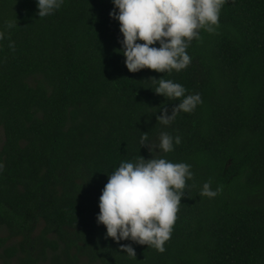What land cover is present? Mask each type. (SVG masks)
Listing matches in <instances>:
<instances>
[{
	"label": "trees",
	"instance_id": "obj_1",
	"mask_svg": "<svg viewBox=\"0 0 264 264\" xmlns=\"http://www.w3.org/2000/svg\"><path fill=\"white\" fill-rule=\"evenodd\" d=\"M111 9L64 0L38 17L36 0H0V264H264V0H227L178 72H130ZM159 78L202 103L161 124L183 97L157 94ZM162 131L181 143L140 145ZM142 156L193 173L162 253L116 242L96 220L108 174Z\"/></svg>",
	"mask_w": 264,
	"mask_h": 264
},
{
	"label": "clouds",
	"instance_id": "obj_2",
	"mask_svg": "<svg viewBox=\"0 0 264 264\" xmlns=\"http://www.w3.org/2000/svg\"><path fill=\"white\" fill-rule=\"evenodd\" d=\"M113 9L109 16L119 22L122 39L119 40L124 64L130 72L144 68L157 72H177L187 67L190 56L186 49L193 38L199 39L198 29L214 32L219 25V14L227 0H111ZM64 0H36L38 17H45L59 9ZM15 26L14 21L6 23L7 28ZM5 33L0 31V40ZM158 45V46H157ZM14 49V44L9 43ZM154 91L164 97L181 98L169 114L161 108L156 119L163 125L170 124L176 115L192 112L202 103L199 93L185 95V87L171 79L154 81ZM175 144L181 143L179 135L173 137L162 131L158 143L148 142L147 135L140 137L141 146L152 152L158 148L167 153ZM2 167V165H0ZM191 165L173 163L166 158H144L122 161L108 174V179L99 196L98 224L106 228V237L114 241L129 240L147 244L164 252V244L170 239L176 220L178 205L184 195L186 178L193 173ZM201 195L214 197L210 182L203 184ZM128 255L136 257L131 243L121 244Z\"/></svg>",
	"mask_w": 264,
	"mask_h": 264
},
{
	"label": "rangeland",
	"instance_id": "obj_3",
	"mask_svg": "<svg viewBox=\"0 0 264 264\" xmlns=\"http://www.w3.org/2000/svg\"><path fill=\"white\" fill-rule=\"evenodd\" d=\"M0 139H2V130L0 129ZM40 230V226L37 227L36 232ZM6 235V230L4 228H0V236H5ZM9 242H15V240H11Z\"/></svg>",
	"mask_w": 264,
	"mask_h": 264
}]
</instances>
